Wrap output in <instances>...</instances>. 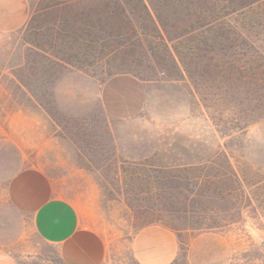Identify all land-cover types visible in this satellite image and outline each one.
<instances>
[{"label":"rangeland","instance_id":"1","mask_svg":"<svg viewBox=\"0 0 264 264\" xmlns=\"http://www.w3.org/2000/svg\"><path fill=\"white\" fill-rule=\"evenodd\" d=\"M28 2L0 40V248L63 264L31 225L49 195L74 203L118 264L150 225L176 235L174 264H264V114L240 41L192 32L210 0ZM249 25L264 37V3Z\"/></svg>","mask_w":264,"mask_h":264},{"label":"crops","instance_id":"2","mask_svg":"<svg viewBox=\"0 0 264 264\" xmlns=\"http://www.w3.org/2000/svg\"><path fill=\"white\" fill-rule=\"evenodd\" d=\"M29 10L28 0H0V40L24 26ZM30 212L33 231L56 249L63 264H118L115 247L71 201L41 196ZM127 248L128 264H174L179 247L172 231L150 225L140 229ZM0 264L17 263L0 248Z\"/></svg>","mask_w":264,"mask_h":264},{"label":"trees","instance_id":"3","mask_svg":"<svg viewBox=\"0 0 264 264\" xmlns=\"http://www.w3.org/2000/svg\"><path fill=\"white\" fill-rule=\"evenodd\" d=\"M263 3L264 0H210L209 4L213 10L211 21L205 23L204 20L199 31L192 29V32L201 35L206 27H209V31L224 27L230 41H240L239 54L243 61L239 70L243 74L242 77L248 79V81L245 79V85L247 82L250 86L245 93H251L254 96V100L258 103L256 110L260 114H264V37H255L252 32L253 26L249 23L251 24L255 10ZM235 16L241 20L245 17L248 25L246 27L242 25ZM150 17H152L151 14ZM152 21L160 24L157 16H154ZM249 120L252 119H247L248 123Z\"/></svg>","mask_w":264,"mask_h":264}]
</instances>
